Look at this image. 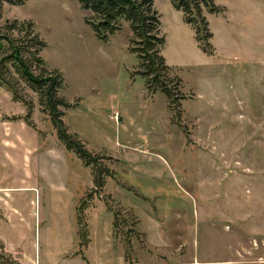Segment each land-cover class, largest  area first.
Returning a JSON list of instances; mask_svg holds the SVG:
<instances>
[{
    "label": "rangeland",
    "instance_id": "obj_1",
    "mask_svg": "<svg viewBox=\"0 0 264 264\" xmlns=\"http://www.w3.org/2000/svg\"><path fill=\"white\" fill-rule=\"evenodd\" d=\"M213 2L218 12L202 6L201 13L211 34L206 52L173 0H154L162 54L170 76L180 78L179 110L163 92H149L128 23L103 41L77 0L3 4L0 25L34 23L46 67L62 73L61 94L73 105L65 123L115 172L88 196L89 240L81 247L77 208L93 190L92 169L61 143L39 95L13 73L23 101L12 100L24 116L31 104L44 147L33 164L34 189L1 177L4 251L21 264L36 255L58 259L73 246L101 262L122 255L123 264H264V0ZM109 206L121 224L104 243L98 230L113 222ZM155 223L171 232L164 240L142 232ZM111 243L113 250L104 248Z\"/></svg>",
    "mask_w": 264,
    "mask_h": 264
},
{
    "label": "trees",
    "instance_id": "obj_2",
    "mask_svg": "<svg viewBox=\"0 0 264 264\" xmlns=\"http://www.w3.org/2000/svg\"><path fill=\"white\" fill-rule=\"evenodd\" d=\"M25 1L0 0V9L4 3L23 5ZM77 1L83 9L92 12V15L87 17V23L92 27L96 36L103 41H108L111 35L120 31L124 24L128 23L132 31L130 49L136 53L140 60V74L146 78L149 92H163L171 107L179 110L182 96L177 88L180 86V78L170 76V68L162 54L165 37L160 29L159 15L154 6V0ZM213 1L173 0L175 8L183 11L185 21L196 25L197 40L200 42V47L206 52H211L208 42L211 34L207 31L208 23L201 13L202 6L207 7L210 12H218L219 9ZM194 14L197 15V20L193 16ZM45 47L46 42L40 37L34 23L30 20H7L3 25H0V87L9 91L14 100L23 101L12 78L13 73L19 74L29 88L39 95L41 105L50 116L61 143L68 150L74 151L86 166L91 167L94 179L93 190L89 194L87 193L77 208L78 235L81 239L80 246L83 247L89 240L84 217V210L88 206V196L102 190L106 178H113L115 172L103 163V160L107 159L105 156L90 152L79 137L70 132L64 121V116L66 115L65 110L73 105L61 94V90L64 88L62 73L46 67L42 56ZM28 105V111L24 117L4 118L11 120L24 118L30 126L36 129L30 120L31 104L28 103ZM110 158L108 157V159ZM109 209L114 213L113 229L117 233L121 224L118 220L119 211H114L112 206H109ZM129 223L128 220H125L124 225H129ZM132 232H135L133 227L126 232L128 251H131ZM136 234L140 233L136 231ZM0 264L21 263L11 253L4 251L0 243Z\"/></svg>",
    "mask_w": 264,
    "mask_h": 264
},
{
    "label": "crops",
    "instance_id": "obj_3",
    "mask_svg": "<svg viewBox=\"0 0 264 264\" xmlns=\"http://www.w3.org/2000/svg\"><path fill=\"white\" fill-rule=\"evenodd\" d=\"M23 107L20 103L12 100L11 93L5 88L0 87V189L3 187L2 176H10L16 182L18 188H30L34 189L35 179L33 174V164H38L37 156L41 149L42 138L38 130L34 129L23 119L11 120L4 117H13L23 115ZM5 177V178H6ZM140 225V223H139ZM105 227V226H104ZM90 233L93 232L92 224H89ZM107 229L103 231L98 230V235L102 237L103 242L112 239V224L106 225ZM148 238L150 236L159 237L160 240H164L171 232L163 227L160 223H155L153 230L142 231ZM174 233V232H173ZM79 237V235H78ZM154 238V237H153ZM99 239V237H98ZM94 242L93 237L90 238L89 248ZM113 242V240H112ZM104 248L114 249V243L109 245L105 244ZM80 250V251H79ZM87 249L84 254L81 253L79 246H73L70 250H66L59 254L56 259L54 255H50L49 259H43L41 257L31 256V261L28 264H123L122 255L114 261H95L90 259L89 255H86ZM55 257V258H53Z\"/></svg>",
    "mask_w": 264,
    "mask_h": 264
}]
</instances>
